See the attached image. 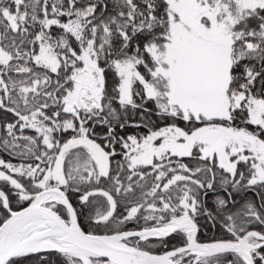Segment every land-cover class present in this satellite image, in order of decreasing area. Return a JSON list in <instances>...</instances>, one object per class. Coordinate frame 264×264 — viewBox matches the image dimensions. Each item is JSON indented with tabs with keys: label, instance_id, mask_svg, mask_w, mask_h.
I'll return each mask as SVG.
<instances>
[{
	"label": "snow or ice",
	"instance_id": "snow-or-ice-1",
	"mask_svg": "<svg viewBox=\"0 0 264 264\" xmlns=\"http://www.w3.org/2000/svg\"><path fill=\"white\" fill-rule=\"evenodd\" d=\"M0 264H264V0H0Z\"/></svg>",
	"mask_w": 264,
	"mask_h": 264
},
{
	"label": "trees",
	"instance_id": "trees-1",
	"mask_svg": "<svg viewBox=\"0 0 264 264\" xmlns=\"http://www.w3.org/2000/svg\"><path fill=\"white\" fill-rule=\"evenodd\" d=\"M149 107H151V104L149 105ZM8 118L11 119V116H9ZM135 119H138V117H135ZM126 131H128V132H134V131H136V129H135V128H128V129H126ZM139 131L144 132L145 129L140 128ZM29 134H31V130H29ZM123 134H124V133L121 132V135H123ZM4 158H5V159H8V156L5 155ZM116 159L119 160L120 157L118 156V157H116ZM13 162H18V161H17L16 158H13ZM129 227H131V225H129ZM219 235H220V232H219L218 230H217V231H213V230L209 229V230L207 231V235H201V239L206 240V239H209V238H211V237H213V236H219ZM173 243H177V241H175V240H170V246H171V244H173ZM156 251H157V252H162V251H164V249H163V248H157Z\"/></svg>",
	"mask_w": 264,
	"mask_h": 264
}]
</instances>
